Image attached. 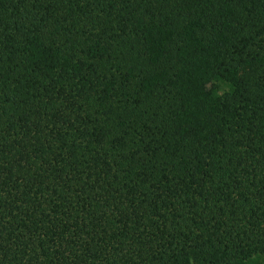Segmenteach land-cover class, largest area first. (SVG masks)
Returning a JSON list of instances; mask_svg holds the SVG:
<instances>
[{"label":"trees","instance_id":"16d2710c","mask_svg":"<svg viewBox=\"0 0 264 264\" xmlns=\"http://www.w3.org/2000/svg\"><path fill=\"white\" fill-rule=\"evenodd\" d=\"M264 264V0H0V264Z\"/></svg>","mask_w":264,"mask_h":264},{"label":"rangeland","instance_id":"374dc122","mask_svg":"<svg viewBox=\"0 0 264 264\" xmlns=\"http://www.w3.org/2000/svg\"><path fill=\"white\" fill-rule=\"evenodd\" d=\"M262 258L259 255H254L249 260L245 262V264H261Z\"/></svg>","mask_w":264,"mask_h":264}]
</instances>
